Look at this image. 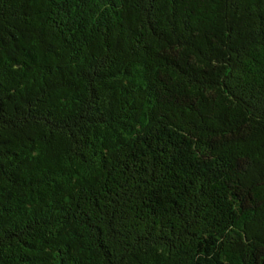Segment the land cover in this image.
<instances>
[{"label": "trees", "instance_id": "trees-1", "mask_svg": "<svg viewBox=\"0 0 264 264\" xmlns=\"http://www.w3.org/2000/svg\"><path fill=\"white\" fill-rule=\"evenodd\" d=\"M0 264H264V0H0Z\"/></svg>", "mask_w": 264, "mask_h": 264}]
</instances>
